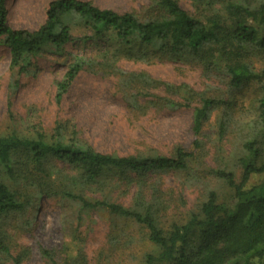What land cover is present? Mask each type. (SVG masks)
Returning a JSON list of instances; mask_svg holds the SVG:
<instances>
[{
    "label": "rangeland",
    "instance_id": "374dc122",
    "mask_svg": "<svg viewBox=\"0 0 264 264\" xmlns=\"http://www.w3.org/2000/svg\"><path fill=\"white\" fill-rule=\"evenodd\" d=\"M55 1L7 0L8 26L37 31L46 21L49 4ZM77 1L120 15L130 13L142 23L163 17L156 7L159 0ZM235 1L255 7L264 0ZM176 2L196 18L208 14L194 0ZM63 23L73 41L61 50L42 52L20 67L12 66L10 52L0 39V137L16 133L33 140L43 135L49 141L60 124L67 136L76 133L79 140L105 155L174 158L175 150L181 148L194 156L186 172L111 174L87 187L81 183L73 186L75 172L57 161H49L42 173L26 169L27 161L20 155L21 172L34 179L19 186L28 208L23 215L6 218L3 230L12 255L22 257L23 264H143L146 255L158 253L144 228L105 210L82 213L70 201L40 193V185L49 184L57 191L67 188L89 200L149 213L164 235L198 214L210 191L217 194L219 203L234 205L233 191L213 171L232 173L239 183L240 160L246 157L243 144L252 139L259 144L264 141L259 119L264 78L231 88L220 60L204 66L192 56L165 55V45L160 42L147 46L132 38L123 44L111 30L97 35L90 23L73 14ZM247 62L257 72L264 68L259 53L251 54ZM73 65H79L80 72L57 103L56 85ZM142 78L153 85L137 82ZM204 99L222 104L204 125L201 148L194 150L192 113ZM168 102L187 107H170ZM220 123L224 125L221 136ZM263 181L264 174L255 175L246 189ZM0 264L10 263L0 256ZM232 264H264V245Z\"/></svg>",
    "mask_w": 264,
    "mask_h": 264
},
{
    "label": "trees",
    "instance_id": "16d2710c",
    "mask_svg": "<svg viewBox=\"0 0 264 264\" xmlns=\"http://www.w3.org/2000/svg\"><path fill=\"white\" fill-rule=\"evenodd\" d=\"M194 1L208 11L203 18L189 15L176 0H159L156 7L163 17L142 23L130 13L120 15L77 0H58L49 4L44 25L35 32H28L10 29L7 0H0L1 44L9 50L13 67H20L51 48L61 50L73 41L69 28L63 23L65 17L73 14L90 23L97 35H101L102 30H111L117 41L123 44L132 38L147 46L160 42L165 45V55H172V58L192 56L204 66H213L220 60L224 63L231 88L239 89L263 79L264 68L257 72L247 58L253 53L264 57V1L255 7L235 0ZM80 69L79 65L71 66L65 79L56 85L57 103H61ZM137 82L153 85L146 78ZM168 103L170 107H187ZM221 104L219 100L204 99L193 110L191 132L194 150L201 148L199 139L204 125ZM132 106L138 108L136 103ZM259 119L264 129V98L259 102ZM223 130L224 125L220 123V136ZM243 151L246 157L240 160L242 176L239 183L235 182L232 173L213 171V176L233 191L235 204L219 203L217 194L210 191L200 212L192 215L183 226H173L168 235L162 233L149 213L107 201L89 200L67 188L57 191L49 184H41L39 192L70 201L82 213L105 210L114 217L131 220L144 228L148 241L158 249V253L146 255L143 264H232L238 258L257 253L264 245V181L259 186L246 189L253 176L264 174V141L259 144L254 139L249 140L243 144ZM20 155L27 161L24 163L26 169L34 168L42 173L49 161H57L75 172L76 176L71 180L73 186L81 183L87 187L111 174L130 172L146 176L186 172L187 163L194 156L181 148L175 150L174 158L105 155L79 140L76 133L67 136L60 124L56 125L49 141L43 135H37L33 140L20 138L16 133L0 137V256L10 264H23V260L12 255L3 224L9 216L25 214L28 203L19 186L21 182L34 180L21 172L22 166L17 161ZM43 254L49 257L47 252Z\"/></svg>",
    "mask_w": 264,
    "mask_h": 264
}]
</instances>
